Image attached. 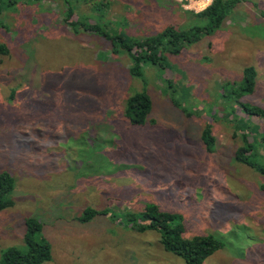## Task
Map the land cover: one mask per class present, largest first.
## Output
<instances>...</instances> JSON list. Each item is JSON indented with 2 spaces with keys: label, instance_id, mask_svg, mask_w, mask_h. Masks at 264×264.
<instances>
[{
  "label": "rangeland",
  "instance_id": "1",
  "mask_svg": "<svg viewBox=\"0 0 264 264\" xmlns=\"http://www.w3.org/2000/svg\"><path fill=\"white\" fill-rule=\"evenodd\" d=\"M0 8L9 47L0 54V174L15 180L5 196L13 203L0 211V264L8 247L25 249L28 218L43 223L40 236L52 245L42 264H186L157 231L133 228L127 214L149 203L180 215L185 237L224 242L203 264H264V174L235 158L246 131L258 139L252 159L264 165V119L242 110L264 106V0L233 1L218 27L166 53V64H146L141 77L117 40L85 27L142 40L170 25L205 26L196 15L203 6L0 0ZM248 66L254 90L239 96ZM138 91L153 106L134 125L125 107ZM87 207L107 212L80 222Z\"/></svg>",
  "mask_w": 264,
  "mask_h": 264
},
{
  "label": "trees",
  "instance_id": "2",
  "mask_svg": "<svg viewBox=\"0 0 264 264\" xmlns=\"http://www.w3.org/2000/svg\"><path fill=\"white\" fill-rule=\"evenodd\" d=\"M238 0H214L207 8L197 13L199 18H207L205 26L201 24H192L189 29L177 28L173 25L167 26L162 32L156 36L145 38L142 40H134L132 37L124 34H118L112 37L105 30H101L97 25L85 27L86 30H92L108 37L112 42L116 40L120 43L115 45V50L123 49L129 55L132 64L130 73L134 77H141L144 74V66L146 64H166V53H178L182 51L188 44H191L201 36L209 34L210 30L218 27L225 17L227 11L226 6ZM230 2V3H227ZM66 3H68L66 1ZM66 20L70 19L73 13V5L67 4ZM2 9L0 8V14ZM9 47L0 42V54L7 55ZM257 71L255 67L248 66L244 69L243 86L238 92L242 96L245 92H253ZM178 106V103L174 101ZM153 101L146 91H138L131 94L126 100L125 115L134 125L144 124L147 117L152 112ZM249 116H257L264 119V106L246 103L242 109ZM203 140L207 145V149L212 151L214 137L210 126L203 131ZM258 141L249 138L248 132L242 134L241 144L235 152L237 161L246 164L257 172L264 174V165L257 160L252 159L253 145ZM259 153V151H258ZM256 154V150H255ZM15 185V180L8 172L0 174V211L11 206L13 201L5 199L10 194ZM107 210H97L87 207L83 215L78 216L80 222H89L97 215L106 213ZM127 218L133 221V228L140 232L147 230H155L160 234L161 242L165 249L175 255L182 257L186 264H203L204 261L224 247V242L214 235H195L192 238L184 236L185 227L182 218L177 213L163 211L157 204L149 203L145 209L138 213L127 214ZM27 231L24 236L26 244L25 249L16 246L8 247L3 252L2 264H42L52 259L51 243L40 236L43 229V223L35 218L26 219ZM39 233V235H38Z\"/></svg>",
  "mask_w": 264,
  "mask_h": 264
},
{
  "label": "built area",
  "instance_id": "3",
  "mask_svg": "<svg viewBox=\"0 0 264 264\" xmlns=\"http://www.w3.org/2000/svg\"><path fill=\"white\" fill-rule=\"evenodd\" d=\"M189 4L197 3L200 6H203L201 9L207 8L214 0H188ZM207 5V6H206ZM205 7V8H204ZM203 11V10H202Z\"/></svg>",
  "mask_w": 264,
  "mask_h": 264
}]
</instances>
